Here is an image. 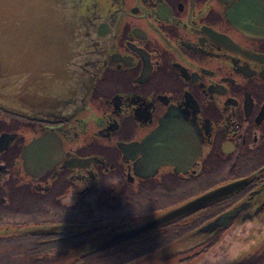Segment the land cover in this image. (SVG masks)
I'll list each match as a JSON object with an SVG mask.
<instances>
[{"label": "flooded vegetation", "instance_id": "af4514ba", "mask_svg": "<svg viewBox=\"0 0 264 264\" xmlns=\"http://www.w3.org/2000/svg\"><path fill=\"white\" fill-rule=\"evenodd\" d=\"M96 1L90 89L0 105V264H264V0Z\"/></svg>", "mask_w": 264, "mask_h": 264}, {"label": "water", "instance_id": "95a60500", "mask_svg": "<svg viewBox=\"0 0 264 264\" xmlns=\"http://www.w3.org/2000/svg\"><path fill=\"white\" fill-rule=\"evenodd\" d=\"M116 29L96 0H0V105L35 117L65 110L109 60ZM248 200L263 209L264 186Z\"/></svg>", "mask_w": 264, "mask_h": 264}]
</instances>
